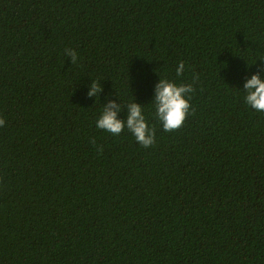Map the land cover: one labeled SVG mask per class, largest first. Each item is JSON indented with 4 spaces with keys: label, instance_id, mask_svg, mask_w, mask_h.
<instances>
[{
    "label": "trees",
    "instance_id": "1",
    "mask_svg": "<svg viewBox=\"0 0 264 264\" xmlns=\"http://www.w3.org/2000/svg\"><path fill=\"white\" fill-rule=\"evenodd\" d=\"M261 68L264 0H0V264H264ZM193 74L163 131L154 85ZM109 93L145 106L151 147L96 128Z\"/></svg>",
    "mask_w": 264,
    "mask_h": 264
},
{
    "label": "clouds",
    "instance_id": "2",
    "mask_svg": "<svg viewBox=\"0 0 264 264\" xmlns=\"http://www.w3.org/2000/svg\"><path fill=\"white\" fill-rule=\"evenodd\" d=\"M64 53L76 63L78 54L74 49L65 48ZM257 61L255 62V64ZM254 64V65H255ZM186 69L184 61H180L175 69L176 76H183ZM199 79L193 74V83H177L167 77L159 78L154 85L153 99L150 103L153 108L152 118L155 119L165 132L178 130L191 113V98L195 92L194 83ZM245 104L260 113H264V68H261L246 77L243 84ZM103 88L97 82L92 81L88 86L89 98L99 97ZM135 97V96H134ZM119 101V102H118ZM95 121L97 129L119 136L125 129L131 133L135 141L144 148L151 147L156 141V128L149 123L145 114V106L135 99L122 102L119 95L113 98L109 93L105 97V103ZM124 118H121V116ZM6 120L0 116V127H4ZM95 143V141H93ZM102 151V148H99Z\"/></svg>",
    "mask_w": 264,
    "mask_h": 264
}]
</instances>
